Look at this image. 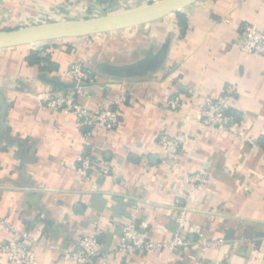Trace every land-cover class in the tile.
<instances>
[{"label":"crops","instance_id":"0c3cea01","mask_svg":"<svg viewBox=\"0 0 264 264\" xmlns=\"http://www.w3.org/2000/svg\"><path fill=\"white\" fill-rule=\"evenodd\" d=\"M155 1L0 0V31ZM180 13L185 30L174 13L130 29L64 39L50 48L59 64L53 72L26 62L35 46L0 49V93L7 104L4 119L0 106V220L37 241V264H74L63 253L85 235L97 236L105 252L92 264H264V59L238 47L244 25L264 32V0H199ZM165 47L156 68L134 76L117 72ZM73 63L93 77L80 101L92 111L113 105L121 115L111 133H91L96 165L90 179L80 178L77 166L91 131L43 103L45 94L73 87L65 75ZM227 90L242 122L228 132L202 131L200 105ZM174 97L181 100L177 110L169 106ZM164 130L184 139L176 163L158 145ZM198 172L209 176L208 186H182L186 174ZM182 206L186 246L116 252L131 221L149 240L171 241ZM8 238L0 224V241Z\"/></svg>","mask_w":264,"mask_h":264},{"label":"built area","instance_id":"2783aa9c","mask_svg":"<svg viewBox=\"0 0 264 264\" xmlns=\"http://www.w3.org/2000/svg\"><path fill=\"white\" fill-rule=\"evenodd\" d=\"M244 53L259 59H264V32L257 24L244 25L242 37L238 44ZM67 78L74 83L64 94H45L44 106L48 109L72 114L76 118L77 127L80 130L89 129L86 134V143L78 158L77 174L82 179H90L95 168L96 161L88 150L89 138L92 131H100L109 134L120 124V110L113 105L104 107L98 111H92L80 101V97L86 93L91 84L92 74L82 63H73L65 71ZM231 90L225 91L216 98L206 99L199 107L197 120L202 131L228 132L232 130L228 112L232 108ZM169 106L177 110L181 106L179 97L169 100ZM158 145L167 160L178 162L184 147V139L171 135L168 131L161 132ZM210 178L203 172L186 174L182 179V186L189 188H205L210 184ZM187 209L181 207L179 216V228L175 231L173 239L168 242H153L148 239L134 221L129 222L123 228L119 238L116 252L123 256L136 255L157 250H174L188 244L182 234L185 224ZM0 224L8 232L9 238L0 241V264H37V241L26 231L19 230L9 222L0 220ZM35 242L34 247L31 243ZM203 244L210 242L202 241ZM105 254L103 245L95 235H85L80 238L74 250H66L64 258H69L74 264H92L95 259Z\"/></svg>","mask_w":264,"mask_h":264},{"label":"water","instance_id":"95a60500","mask_svg":"<svg viewBox=\"0 0 264 264\" xmlns=\"http://www.w3.org/2000/svg\"><path fill=\"white\" fill-rule=\"evenodd\" d=\"M199 0H159L146 5L126 10L117 14L93 17L82 20H66L39 25L26 26L18 29L0 31V49L18 46H40L64 39L91 37L130 29L158 21L171 14L180 12ZM167 47L151 60L138 65L117 70L120 75H140L154 69L164 60ZM52 83L56 80L47 79ZM58 84V83H57ZM74 86V83L72 84ZM1 116L4 119L7 104L0 93Z\"/></svg>","mask_w":264,"mask_h":264},{"label":"trees","instance_id":"16d2710c","mask_svg":"<svg viewBox=\"0 0 264 264\" xmlns=\"http://www.w3.org/2000/svg\"><path fill=\"white\" fill-rule=\"evenodd\" d=\"M179 23L182 27V30H185L187 24V18L184 14L177 12L176 13ZM63 40H58L55 42H51L49 45H44L41 48L31 47L30 53L26 57V62L30 66H38V68L42 72H53L59 69V64L54 61L52 51H50L51 47H57V44ZM93 78V77H92ZM230 116L231 125L239 124L242 122V114L237 112L231 108L228 112ZM90 151V147H88Z\"/></svg>","mask_w":264,"mask_h":264},{"label":"rangeland","instance_id":"374dc122","mask_svg":"<svg viewBox=\"0 0 264 264\" xmlns=\"http://www.w3.org/2000/svg\"><path fill=\"white\" fill-rule=\"evenodd\" d=\"M118 13H120V12H118ZM112 14H117V13H112L111 12V14H108L107 12H102V13H98V14H95V15H97L98 17H100V16H107V15H112Z\"/></svg>","mask_w":264,"mask_h":264}]
</instances>
